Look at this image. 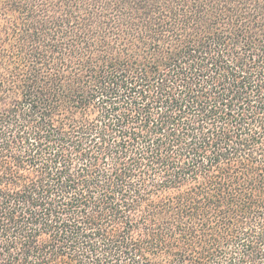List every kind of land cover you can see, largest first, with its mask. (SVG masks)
Wrapping results in <instances>:
<instances>
[{
    "label": "trees",
    "instance_id": "trees-1",
    "mask_svg": "<svg viewBox=\"0 0 264 264\" xmlns=\"http://www.w3.org/2000/svg\"><path fill=\"white\" fill-rule=\"evenodd\" d=\"M0 264H264V0H0Z\"/></svg>",
    "mask_w": 264,
    "mask_h": 264
}]
</instances>
